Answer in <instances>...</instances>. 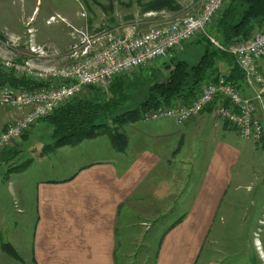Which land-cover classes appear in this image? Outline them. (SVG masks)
Wrapping results in <instances>:
<instances>
[{
    "label": "crops",
    "instance_id": "obj_1",
    "mask_svg": "<svg viewBox=\"0 0 264 264\" xmlns=\"http://www.w3.org/2000/svg\"><path fill=\"white\" fill-rule=\"evenodd\" d=\"M36 5L29 3L22 11L16 9L11 24L0 22V33L23 38L21 23L24 17L23 22L31 18L36 41L64 54L69 46L66 25H47L45 21L58 15L76 26L80 23V4L79 11L70 12L48 4L41 17L38 11L35 18ZM137 23L111 29L120 35L138 33ZM53 25L60 27L53 31ZM218 67L221 75L230 69L225 61ZM245 89L248 97L253 96L251 89ZM22 115L1 108L0 131ZM45 122L53 130L48 120L38 124ZM35 126L0 155V163L21 159L20 149L27 145ZM122 132L127 140L123 151H116L102 136L46 151L44 147L54 144L52 133L51 143L36 138L35 144L27 146L26 155L30 157L14 166L24 163L26 167L16 173H24L33 163H48L37 171L42 177L34 184L31 197L35 216L30 264H197L230 188L242 174L254 181L258 176L252 167L246 172L239 167L243 145L259 142L240 139L231 125L217 120L213 106L183 126L167 118L150 122L140 119L124 126ZM83 150L85 158H76V151ZM52 159H56V165L50 163ZM66 161L71 166L66 167ZM15 196L20 205H26L17 192ZM2 234L5 230H0V253L7 255L2 244L12 246V237L3 242ZM149 234L154 235L147 238ZM146 238L159 240L156 250L150 249Z\"/></svg>",
    "mask_w": 264,
    "mask_h": 264
},
{
    "label": "built area",
    "instance_id": "obj_2",
    "mask_svg": "<svg viewBox=\"0 0 264 264\" xmlns=\"http://www.w3.org/2000/svg\"><path fill=\"white\" fill-rule=\"evenodd\" d=\"M228 1L199 0L194 14L170 17L162 11L148 13V17H158L159 22L141 32L124 35L112 29L90 31L86 25L74 26L61 16H51L45 21L47 25L62 22L68 28L70 45L64 54L55 47L40 45L36 41L33 20L28 19L24 22L23 52L17 51L21 37L12 35L5 43L0 42L1 46L12 50V54L22 55L18 61L0 52V70L38 87L33 90L0 88V109L23 112L18 120L0 131V155L21 141L32 127L78 97L84 88L107 92L118 76H129L140 68L162 67L182 45L198 36H204L216 49L234 59L253 96L240 95L235 86L219 76L203 82L192 102L149 109L142 114L141 121L167 118L177 126H183L208 106H213L217 120L231 125L240 139L263 141L264 25L253 29L246 40L222 45L208 29ZM62 60L67 64L60 63Z\"/></svg>",
    "mask_w": 264,
    "mask_h": 264
},
{
    "label": "rangeland",
    "instance_id": "obj_3",
    "mask_svg": "<svg viewBox=\"0 0 264 264\" xmlns=\"http://www.w3.org/2000/svg\"><path fill=\"white\" fill-rule=\"evenodd\" d=\"M149 1L151 0H0V22L3 21L2 23L11 24L12 13L16 9L22 11L29 3H32L34 6L37 2L35 18L38 11H40V16L47 10L48 4L64 12H70L71 10L79 11L78 4H80V12L78 13L80 23L76 26L84 27L86 25L90 31H98L101 29L111 30V26L138 22L139 31H143L159 22L158 17H147L146 14L160 11L144 12L141 7L142 4ZM174 1V11L161 10L170 17L182 15V13L191 14L192 12L190 11L192 9L195 10L199 6V0ZM82 13H85L84 17L81 16ZM23 21H25V17ZM23 21L21 24L24 27ZM59 27L53 25L51 30L54 31ZM11 37L12 34L6 31L2 32L0 33V42L5 43ZM19 45L17 51L23 52V38H20ZM204 45V42L184 44L179 50L180 53L178 52L177 58L185 60L190 65L195 64L202 54ZM21 46L22 49H20ZM0 52L7 55L8 58L15 59V53L12 54V50L1 46V44ZM138 74H140V71ZM142 74L145 75L144 77L147 76L146 72ZM134 77L130 80H133ZM245 86L244 84L240 85L239 93L244 97H248L250 94L245 89L247 88ZM137 96H140V94L135 95V97ZM51 133L52 129L48 123L38 124L30 134L31 137L26 142L27 145L24 144V147L20 149L21 154L19 158L21 159L13 161L10 159V161L0 163V230H5L6 232V234H2V241H9L10 237H12V246L16 247L14 249L21 260V262L15 261L2 252L0 253V264L31 263V239L35 216L31 197L34 192V184L42 177L37 171L41 169V166H46L48 163L42 165L33 163L24 173H12V170L9 171V168L19 165L30 157L26 155L29 153L27 146L32 143L35 144L36 138H39L37 140L43 141L45 144L51 143L53 141L50 138ZM102 138L109 141L106 136H102ZM76 152V158H81V160L85 158L83 155L85 150ZM50 163L56 165L57 161L56 159H52ZM65 166H71V162L66 161ZM251 167L258 173L259 177L262 173V181L258 182V176L256 177V181H254L252 177L248 178L245 173L246 177L242 174L233 184L224 199L222 209L220 210L221 216L217 218L211 228L197 264H208L209 262L211 264H264V141L256 145H243L239 169L242 171L245 169L244 171L246 172ZM250 183V188H246V185H250ZM237 185L240 186L237 187ZM16 192L26 205H20L15 196ZM153 235L149 234L147 238H151ZM147 238L145 239V243H150V249L156 250L159 240H149ZM135 254H138V251Z\"/></svg>",
    "mask_w": 264,
    "mask_h": 264
},
{
    "label": "trees",
    "instance_id": "obj_4",
    "mask_svg": "<svg viewBox=\"0 0 264 264\" xmlns=\"http://www.w3.org/2000/svg\"><path fill=\"white\" fill-rule=\"evenodd\" d=\"M141 7L144 12L164 9L174 11L175 1L151 0ZM263 25L264 0H229L209 27L208 33L226 46L234 41L246 40L255 27ZM197 42L205 43L197 63L190 65L185 60L172 56V72L167 75L165 83L161 81L162 73L158 67H147L132 71L129 76H118L107 92L93 87L84 88L82 96L80 94L45 119L52 124L54 144L47 145L44 149L51 151L61 145H76L84 140L106 136L116 151H123L127 140L122 128L140 121L145 111L160 105L192 102L201 84L208 79L215 80L222 76L237 89L241 83L244 84L243 73L230 55L216 49L204 36H198L187 44ZM222 61L227 62L230 67L226 75L219 72L218 65ZM166 64L167 62L164 63ZM144 72L147 73L146 77L142 74ZM132 77L134 79L130 80ZM2 87L33 90L38 85L0 70V88ZM139 94L141 97H135ZM25 167L26 164L23 163L10 167L9 171L16 173ZM2 250L12 259L21 262L16 250L9 244H2Z\"/></svg>",
    "mask_w": 264,
    "mask_h": 264
},
{
    "label": "water",
    "instance_id": "obj_5",
    "mask_svg": "<svg viewBox=\"0 0 264 264\" xmlns=\"http://www.w3.org/2000/svg\"><path fill=\"white\" fill-rule=\"evenodd\" d=\"M172 64H173V61L169 60L166 65H164L163 67H159L158 68L162 72V74L164 76L162 78V80H161L162 83H165L167 75L171 74V72H172V70H171Z\"/></svg>",
    "mask_w": 264,
    "mask_h": 264
}]
</instances>
